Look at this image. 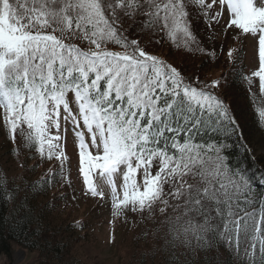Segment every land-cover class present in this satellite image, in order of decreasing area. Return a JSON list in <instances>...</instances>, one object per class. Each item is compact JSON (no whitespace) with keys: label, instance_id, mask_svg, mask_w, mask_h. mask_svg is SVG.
Segmentation results:
<instances>
[{"label":"snow or ice","instance_id":"snow-or-ice-1","mask_svg":"<svg viewBox=\"0 0 264 264\" xmlns=\"http://www.w3.org/2000/svg\"><path fill=\"white\" fill-rule=\"evenodd\" d=\"M221 36L264 130V0H0V135L11 144L0 198L18 201L14 220L62 182L76 206L108 209V243L117 221L143 225L139 264H264V190L229 151L244 134L228 74L201 78L156 53L215 58ZM249 42L258 66L245 74ZM21 153L52 166L29 181L38 165Z\"/></svg>","mask_w":264,"mask_h":264},{"label":"trees","instance_id":"trees-1","mask_svg":"<svg viewBox=\"0 0 264 264\" xmlns=\"http://www.w3.org/2000/svg\"><path fill=\"white\" fill-rule=\"evenodd\" d=\"M222 41L223 39L220 38L215 42V47L218 51V56L215 58L184 56L180 51H172L167 45L156 50L166 51V57L169 61L184 64L189 71L199 73L201 78L208 76L214 70H220L222 74H228L232 87L227 88L225 94L231 100L234 111L240 116L244 134L243 141L237 136L231 137L228 141L231 145L229 151L236 161L247 167L256 189L264 190V153H254L252 148L254 144L264 142V130L258 127L257 114L249 96L247 85L242 83L239 77L232 73L225 62L227 45L224 52L221 53L219 51ZM245 59L243 61V71L246 74ZM255 90L258 92V86H256ZM5 143L6 152L11 148V144ZM243 145H247L251 152H247ZM9 158L13 159L12 157ZM20 158L21 162L25 163L26 168L38 165L34 170L25 172V177L29 181L40 179L46 170L52 166L48 162H40L38 156L26 159L24 153H21ZM20 171L22 170L19 168L15 169L17 174ZM70 178L75 188L71 173ZM17 182L19 183V181ZM72 191V188L62 186V182L56 183L47 192L36 195L31 199L30 203L35 211L30 215H26L23 220H14L13 218L12 211L18 201L5 203L0 198V257L10 256L13 248L19 247L27 252L36 253L37 264H89L79 257L78 249H76L81 242L90 237V232L88 225L83 232L74 231L72 228L73 222L78 220L73 217L75 209L72 208L74 205L71 201ZM62 192L68 196V207H64L65 201L59 198ZM50 202L55 204L54 209L49 207ZM36 217H39V223H37ZM83 236H86V239H79V237ZM134 242V251L130 253V261L132 262L128 264H139L140 261L143 240L135 238ZM134 259H136V262Z\"/></svg>","mask_w":264,"mask_h":264},{"label":"rangeland","instance_id":"rangeland-1","mask_svg":"<svg viewBox=\"0 0 264 264\" xmlns=\"http://www.w3.org/2000/svg\"><path fill=\"white\" fill-rule=\"evenodd\" d=\"M221 38L224 40L223 36H221ZM228 44L235 47V44H233L231 40L228 41ZM165 52L166 51L156 50L157 54L167 59ZM245 58L246 74H250V71L255 70L258 66V53L257 60L254 62L251 42L247 45ZM221 74L222 71L214 70L210 72L208 76L214 77ZM256 79V86H258V78ZM5 142L4 137L0 135L1 157H3L5 152ZM252 148L254 153H264V142L254 144ZM67 151L72 160L70 173L75 182L76 195L79 196L81 183L77 180L78 154L74 151L71 143V136L68 138ZM72 208L75 209L73 217L78 220L81 219L82 221H86L90 232V237L76 247L80 258L89 264H128L132 262L130 261V253L131 251H134V239L138 237L143 225L134 228L131 223V220L133 219L132 217L129 218V223H124L123 220L117 221L115 224V243L110 244L107 240L112 226L109 223L111 217L107 208L97 206L94 200L85 201L83 199L79 201L78 206L74 204ZM36 259V253H30L19 247H15L10 256L0 257V264H37ZM134 261L136 262V259H134Z\"/></svg>","mask_w":264,"mask_h":264}]
</instances>
